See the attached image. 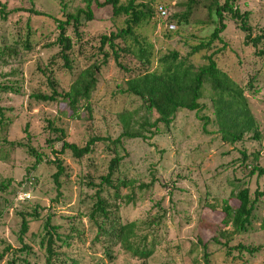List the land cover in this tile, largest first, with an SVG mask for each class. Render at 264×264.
<instances>
[{"label":"rangeland","instance_id":"obj_1","mask_svg":"<svg viewBox=\"0 0 264 264\" xmlns=\"http://www.w3.org/2000/svg\"><path fill=\"white\" fill-rule=\"evenodd\" d=\"M103 1L97 0L98 6L91 4L92 20L84 22L81 28L87 52L74 58L71 72H54L58 91L67 90L75 72L93 61L86 58H93L92 47L97 45L99 36L121 26L122 18H113L109 5H99ZM141 1L144 0H136ZM62 2L68 12L85 4L83 0ZM160 2L174 14L183 11L185 0ZM0 3L4 5L0 13V46L16 53L0 62V84L11 83L19 91V94L0 92V114L6 123L0 129V182L8 183L0 193V264H24L21 260L25 256L18 251L22 243L33 252L27 258L29 264H42L38 234L46 218L58 227L61 236L71 234V225L81 234L80 239H70V247L61 249L60 259L65 264H264V230L259 228L264 217V196L255 205L247 233L221 236L222 232H232L229 226L221 224V207L223 201L232 207L238 205L230 195L235 186L243 183L251 198L254 190L260 191L264 186V177L248 175L249 168L245 169L240 162L244 154L245 163L255 161L264 165V60L254 54V48L243 44V34L236 23L225 16L220 39L214 41L209 51L189 57L199 66L204 63L203 57L210 54L218 69L241 90L258 138H253L252 129L241 141L229 144L220 139L207 83L202 86L199 102L203 109L199 113L178 110L167 126L148 127L157 115L145 111L138 98L124 93V82L136 72L137 66L128 55L120 59L124 70L111 60L100 67L87 103L88 111L79 102L76 118L70 117L61 103L32 101L28 98L31 92H47L44 77L37 68H44L56 52L50 43L56 36L54 19L60 17L61 5L59 0H0ZM209 3L210 0H198L188 24H174L169 37L155 17L137 29L152 42L154 59L171 50L185 56L199 39L209 35L213 26L202 25L207 20ZM235 4L241 12H248L252 36L264 31V0H235ZM27 25L32 31V48L23 51L18 46L26 35ZM259 48L264 50V42ZM48 122L64 132L65 142L77 147L91 138L101 139L80 159L73 158L67 150L58 156L63 167L58 189L53 183L55 168L51 162L60 143ZM122 133L139 134L144 139L121 138L119 145L114 144ZM17 143L22 146H15ZM27 145L43 158L34 168ZM112 158L119 159L112 174L119 186V197H132V203L128 204L119 198L115 201L121 223L157 222L149 228L140 226L142 233L149 232L147 240L157 241L153 254L143 262L116 246L112 248L114 259L108 263L100 244L91 243L95 230L84 215L90 210L96 185L107 173ZM99 191L112 203L111 189L102 186ZM34 212L35 220L25 215ZM22 215L28 229L20 243L18 229ZM237 245L258 249L249 254L233 249Z\"/></svg>","mask_w":264,"mask_h":264},{"label":"trees","instance_id":"obj_2","mask_svg":"<svg viewBox=\"0 0 264 264\" xmlns=\"http://www.w3.org/2000/svg\"><path fill=\"white\" fill-rule=\"evenodd\" d=\"M160 1L144 0L136 2V0H125L121 2L119 0H104L99 4L102 6L109 5L112 17L122 18L121 26L107 35L99 36L97 45L92 47L95 50L93 58H90V56L86 58L87 60L93 59V61L85 64L75 72L67 90L60 89L58 91V83L54 78V72L56 70L71 72L74 58L87 52L85 42L82 40L81 28L84 27L86 22L92 20L91 4L94 3L98 6L97 0H83L85 3L83 8L68 12L65 4L62 0H59L61 5L60 17L54 19L56 36L53 42L50 43V47H55L56 52L49 58L44 68H37L44 77L45 83L43 84H45L47 92L33 91L28 95V98L34 102L61 103L69 111L70 117L76 118L78 117L79 102H83V107L88 111L87 103L90 94L95 89L100 67L106 64L108 60H111L116 67L124 70L120 59L123 55H128L137 63V66L135 68L136 72L124 82V93L138 98L145 111L157 115V118L148 127L155 129L157 124L167 126L171 123L174 114L178 110H186L195 114L199 113L203 109L202 104L199 102L202 86L207 83L211 89L209 100L221 141L229 144L237 143L242 140L246 132L252 129L254 130L253 138L257 139L258 134L255 130L254 120L247 109L241 90L226 74L218 69L210 54L203 57L204 63L199 66L194 65L189 57L200 52L209 51L214 41L220 39V34L225 29L224 17L226 16L236 23L237 29L243 34V44L254 48V54L264 60V50L259 48L264 42V31L257 35H251V28L248 25L249 14L245 11L241 12L236 6L235 0H221V2L219 0H210L206 8L207 20L202 23V25L210 24L213 26L209 35L204 39H199L185 56H181L178 52L171 50L154 59L152 42L145 36L140 35L137 29L155 17L164 27V35L169 37L170 32L166 29L167 24L172 23L178 26L188 24L192 9L198 4V0H185L181 13L170 14L166 5ZM157 4H161L166 9V18L158 19L156 17L154 9ZM3 10L4 5L0 3V13ZM33 13L39 14L37 12ZM31 38L32 31L27 25L26 35L18 47L23 51L30 50L32 48ZM15 55L16 53L13 52V49L0 46V62L4 63L3 61H7V59ZM98 56H100L99 59ZM0 92L19 94L16 86H12L11 83L0 84ZM200 119L203 120L205 118ZM47 126L56 134V139L60 143V149L55 152L56 157L51 162L55 168L53 183L58 189L60 185L59 178L63 174V167L58 156L67 150L73 158L80 159L88 155L92 151L93 144L101 141V139L91 138L84 146L77 147L74 144L65 142L64 132L59 128H53L51 122H48ZM5 127V118L0 114V129L3 130ZM154 132L155 130L151 133L153 134ZM134 137H142L144 139V136H139V134L129 135L122 133L113 143L119 145L121 138ZM15 146L21 147L22 145L17 143ZM26 149L28 155L34 160L33 168L43 161L41 154H38L33 148L27 145ZM246 159V156L242 154L240 162L244 164L245 169L249 168L248 175L264 177V165L261 166L255 161L248 164L245 163ZM118 160V158L110 160L107 173L100 177V182L96 185L97 189L92 196L90 210L84 216L95 230L91 243L100 244L108 263L114 259L112 248L116 246L130 257L143 262L153 254L157 241L155 238L147 240L149 232L142 233L140 226L149 228L150 225L157 222L121 223L118 215V204L115 201L119 198L120 202L128 204L132 203V197L128 195L119 197V186L115 182L117 180L112 179ZM7 185V182H0V193L5 190ZM87 185L91 186L89 183ZM102 186L112 190V203L100 195L99 189H102ZM230 195L237 201L238 205L232 207L223 201L221 224L229 226L232 230L230 234L222 232L221 236L226 238L231 233H247L253 220L255 205L258 199L264 196V186L260 191L254 190L251 198L248 188L243 183H239V185L235 186L233 192H230ZM25 215L33 220L37 219L36 212ZM259 228L264 230V217L261 219ZM27 229V221L22 215L18 229V240L20 243H22L21 237L27 232ZM57 229V226L50 224L49 218H46L41 224L40 234H38L40 238L38 240V249L41 251L43 258L42 264H65V261L60 259V256H63L61 249L70 247V239L73 237L80 239L81 234L75 225H71V234L66 236H61ZM76 241L83 242V240ZM213 241L217 244L219 243L214 238ZM221 245L225 246L226 243ZM6 249L10 250L9 248ZM233 249L252 254L258 248H246L237 245ZM18 251L25 256L21 261L24 264H29L27 258L29 255L33 256L31 248L22 243Z\"/></svg>","mask_w":264,"mask_h":264},{"label":"built area","instance_id":"obj_3","mask_svg":"<svg viewBox=\"0 0 264 264\" xmlns=\"http://www.w3.org/2000/svg\"><path fill=\"white\" fill-rule=\"evenodd\" d=\"M155 14L158 19H164L167 16L166 9L161 5L157 4L155 5ZM175 26L172 23L167 24L166 29L168 31L174 30Z\"/></svg>","mask_w":264,"mask_h":264}]
</instances>
